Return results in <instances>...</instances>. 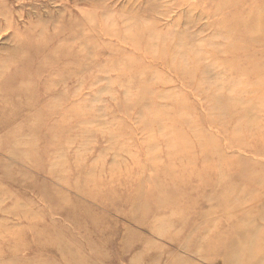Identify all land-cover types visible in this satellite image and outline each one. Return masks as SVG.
I'll return each mask as SVG.
<instances>
[{
	"label": "rangeland",
	"instance_id": "1",
	"mask_svg": "<svg viewBox=\"0 0 264 264\" xmlns=\"http://www.w3.org/2000/svg\"><path fill=\"white\" fill-rule=\"evenodd\" d=\"M0 264H264V0H0Z\"/></svg>",
	"mask_w": 264,
	"mask_h": 264
},
{
	"label": "bare ground",
	"instance_id": "2",
	"mask_svg": "<svg viewBox=\"0 0 264 264\" xmlns=\"http://www.w3.org/2000/svg\"><path fill=\"white\" fill-rule=\"evenodd\" d=\"M21 47V45L20 46H18V49ZM7 79H9V77H7ZM7 79H6V82H7ZM8 83L9 82H7L5 85H7L8 86Z\"/></svg>",
	"mask_w": 264,
	"mask_h": 264
}]
</instances>
